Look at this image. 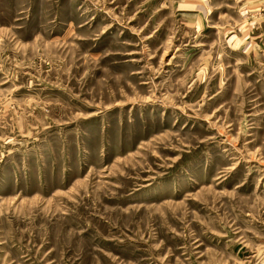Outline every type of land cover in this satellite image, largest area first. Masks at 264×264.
<instances>
[{"label": "rangeland", "instance_id": "374dc122", "mask_svg": "<svg viewBox=\"0 0 264 264\" xmlns=\"http://www.w3.org/2000/svg\"><path fill=\"white\" fill-rule=\"evenodd\" d=\"M0 264H264V0H0Z\"/></svg>", "mask_w": 264, "mask_h": 264}]
</instances>
